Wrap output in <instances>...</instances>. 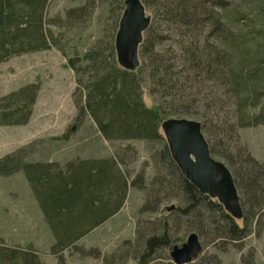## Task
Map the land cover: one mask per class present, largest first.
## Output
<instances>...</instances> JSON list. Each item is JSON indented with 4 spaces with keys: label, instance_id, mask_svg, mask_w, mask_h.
<instances>
[{
    "label": "trees",
    "instance_id": "obj_1",
    "mask_svg": "<svg viewBox=\"0 0 264 264\" xmlns=\"http://www.w3.org/2000/svg\"><path fill=\"white\" fill-rule=\"evenodd\" d=\"M50 1L0 0V63L58 47L76 74L77 90H83L76 100L80 117L89 114L110 142L162 144L158 157L164 168L156 165L151 177L143 171L131 179L132 187L145 191L140 215L160 212L167 201L179 203L176 209L164 207L173 217L164 218L163 225L141 218L132 239L110 253L93 247L88 255L101 264H128L131 259L162 264V250L182 243L178 234L183 230L184 235L196 232L202 243L216 246L220 241L237 245L258 234L263 226L264 160L239 141L241 128L264 125V0H243L244 8H231L232 0H142L153 16L140 46V65L133 70L119 64L115 47L126 0L116 8L109 39L103 37L72 55L71 40L61 44L53 27L76 28L93 15L96 0L68 8L64 17L47 16ZM100 1L113 15L116 9L110 0ZM40 89L32 82L0 96V125L27 124ZM144 91L153 105L146 104ZM173 117L203 123L212 154L223 159L235 177L241 218L203 193L179 168L162 130V123ZM27 151L21 147L0 158V175L26 174L48 219L56 255L71 247L87 251L79 245L80 238L118 213L127 198L129 176L119 166L124 162L120 152L100 159L78 158L62 167L53 161H30ZM209 229L211 239L206 236ZM22 251L1 249L0 264H46L35 252ZM60 259L65 263L62 255ZM242 262L257 264L253 255ZM189 264H221V259L212 254Z\"/></svg>",
    "mask_w": 264,
    "mask_h": 264
},
{
    "label": "rangeland",
    "instance_id": "obj_2",
    "mask_svg": "<svg viewBox=\"0 0 264 264\" xmlns=\"http://www.w3.org/2000/svg\"><path fill=\"white\" fill-rule=\"evenodd\" d=\"M83 1L51 0L47 16L64 17L68 8ZM119 2L110 0L115 9ZM94 3L97 8L93 15L82 19L76 28L67 31L65 27H53L61 44L71 40L68 48L71 55L81 54L97 40L110 37L119 11L114 10L112 15L108 7L101 6L100 0ZM244 6L243 0H232L231 8ZM147 14L152 17V10L147 8ZM32 82L41 85L32 117L25 125H0V158L25 147L30 161L53 160L66 167L69 161L78 158L100 159L120 152L124 162H119V166L129 176L128 195L119 214L79 243L87 251L71 247L56 255L49 227L26 174L21 171L11 176L0 175V250L33 251L46 264H101L100 259L88 255V250L99 247L103 253L112 252L124 240L135 236L139 219L163 225L164 218L170 216L164 207L174 205L176 209L179 204L176 200L167 201L160 212L141 216L139 209L145 201V191L131 186V179L143 171L147 177H151L156 173V165L164 168L162 164L159 165L158 157L162 144L147 140L110 142L101 135L89 114L80 117L76 100L83 90H77L76 74L68 65V57L56 46L13 56L0 63V96ZM82 100L84 102V98ZM144 100L148 106L154 104L147 91H144ZM239 143L256 158L264 160V125L241 128ZM178 235L183 241L188 237V234L184 235V230ZM206 236L211 239L213 230L209 229ZM218 243L217 246L203 243L200 257L217 254L221 264H243V258L253 255L257 264H264V213L263 226L258 227V234H251L237 245ZM170 251L162 250V264L172 263ZM61 255L65 263H62ZM128 264L138 262L131 259Z\"/></svg>",
    "mask_w": 264,
    "mask_h": 264
},
{
    "label": "water",
    "instance_id": "obj_3",
    "mask_svg": "<svg viewBox=\"0 0 264 264\" xmlns=\"http://www.w3.org/2000/svg\"><path fill=\"white\" fill-rule=\"evenodd\" d=\"M152 17L142 0H126L116 34L115 47L119 64L136 69L141 62L140 46ZM171 154L187 179L203 193L221 201L235 217L241 218L243 204L240 190L227 163L211 152L203 123L190 117H173L162 123ZM175 206L169 207V210ZM203 243L196 232L173 246L172 263L189 264L200 257Z\"/></svg>",
    "mask_w": 264,
    "mask_h": 264
},
{
    "label": "crops",
    "instance_id": "obj_4",
    "mask_svg": "<svg viewBox=\"0 0 264 264\" xmlns=\"http://www.w3.org/2000/svg\"><path fill=\"white\" fill-rule=\"evenodd\" d=\"M52 161H53V160H47V162H52ZM53 162H54V161H53ZM58 163H59V162H58ZM59 164H60V163H59ZM123 207H124V205H123ZM123 207L121 208V210H120L118 213L114 214L112 217H110V218H108V219H105V220H104L105 222H104L103 224H106V222H108L109 220H111V218H113V217H115L117 214H119V213L122 211ZM42 215H43L45 221L47 222V226L49 227V225H48V219H46L44 212H42ZM103 224H101L100 226L96 227L95 229H93L92 231H90L88 234H85L84 236H82V238H80V240H79V243H80L83 239H87V238H88L89 236H91L94 232L98 231V229H99L100 227H102ZM49 230H50V228H49ZM50 236H52V241H55V238H54L53 233H52L51 230H50ZM53 243H54V242H53Z\"/></svg>",
    "mask_w": 264,
    "mask_h": 264
}]
</instances>
